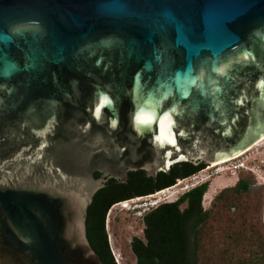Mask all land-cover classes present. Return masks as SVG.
Returning a JSON list of instances; mask_svg holds the SVG:
<instances>
[{"label": "water", "instance_id": "water-1", "mask_svg": "<svg viewBox=\"0 0 264 264\" xmlns=\"http://www.w3.org/2000/svg\"><path fill=\"white\" fill-rule=\"evenodd\" d=\"M262 141L264 0H0V264H104L108 180Z\"/></svg>", "mask_w": 264, "mask_h": 264}, {"label": "trees", "instance_id": "trees-1", "mask_svg": "<svg viewBox=\"0 0 264 264\" xmlns=\"http://www.w3.org/2000/svg\"><path fill=\"white\" fill-rule=\"evenodd\" d=\"M204 168V164H177L169 174L159 173L156 182L143 171L128 173L125 184L108 180L95 194L86 220L87 238L101 261L116 264L106 232L107 214L114 205L169 189L178 180L193 177ZM94 177L98 179L100 174L95 173ZM208 186L207 183L196 186L175 202L161 204L143 215V239L134 237L130 242L136 264H203L202 255L210 238L208 224L212 215L210 210L204 211L202 207ZM229 193L232 194L230 199L227 198ZM248 193V184L240 179L233 187L224 188L216 195L211 205L222 201L229 211L236 210L242 204L240 198ZM260 202L262 211V199ZM261 213L257 210L256 222L264 228ZM218 264H264V233L255 232L245 225H232L225 236Z\"/></svg>", "mask_w": 264, "mask_h": 264}, {"label": "rangeland", "instance_id": "rangeland-1", "mask_svg": "<svg viewBox=\"0 0 264 264\" xmlns=\"http://www.w3.org/2000/svg\"><path fill=\"white\" fill-rule=\"evenodd\" d=\"M240 162L245 163L249 168L234 171V173H236V175H234L232 174L234 170L233 167L237 165L239 161L228 162L229 164L226 163L225 165L215 167V169L208 172L196 175V178H190L185 181L183 185L175 190L176 196L171 200L165 199L166 194L156 198L159 206L164 203L175 202L186 193V191L188 192L196 186L204 183L209 185L208 195L210 196L207 200L203 199L202 203L203 210H210L212 214L208 224L210 238L208 242H206L205 252L202 255L203 264H218V257L223 249L225 236L227 235V231L232 228V225L241 224L260 234L264 233V228H261L258 222H256L258 218L256 214L257 210L260 213L262 212L261 215L264 220V141L258 146L253 147L242 157ZM251 170L253 172H251ZM217 171L219 172L218 175L216 174ZM240 179L248 184L249 189V193L245 197L240 198V202L242 203L240 207H237L236 210L229 211L230 209L224 206L222 201H217L213 206L211 205L216 195L223 191L224 188L233 187ZM209 191L212 192L209 193ZM231 195L232 194L229 193L227 198L230 199ZM134 200L136 201L139 199L134 198ZM147 201L149 200L145 199L139 202H130L129 205H131L132 208L129 210L116 204L107 214L106 232L110 250L116 264H136V258L131 251L130 242L134 237L143 239L144 226L141 222V218L146 208L142 205ZM151 208L152 206L150 209ZM139 213H141L142 216H140Z\"/></svg>", "mask_w": 264, "mask_h": 264}, {"label": "built area", "instance_id": "built-area-1", "mask_svg": "<svg viewBox=\"0 0 264 264\" xmlns=\"http://www.w3.org/2000/svg\"><path fill=\"white\" fill-rule=\"evenodd\" d=\"M250 150H248V151H246V153L245 154H247L248 152H249ZM244 154V155H245ZM244 155H242V156H240V157H238V158H236V159H234L233 161H239V163L237 164V165H235L234 167H233V171H232V174H234V175H236V173H234V171H239V170H242V169H248L249 167L247 166V165H245V163H242V162H240V160L242 159V157L244 156ZM233 161H231V162H233ZM230 162V163H231ZM229 164V163H228ZM211 166H208V167H206V168H204V170H202L201 172H199L198 174H201L202 172H208V171H210V170H212V169H215V168H211ZM206 169V170H205ZM230 170V169H229ZM251 172H253L252 170H251ZM197 174V175H198ZM217 175L219 174V172L217 171V173H216ZM194 177H197L196 175H194L193 177H190V178H194ZM190 178H188V179H185V180H181L180 182H178V184H176L175 186H173V187H171V188H174V187H176V186H178L180 183H183V182H185V181H187V180H189ZM171 188H169V189H171ZM169 189H166V190H169ZM166 190H163V191H160V192H157V193H155V194H153V195H149V196H146V197H142V198H138L139 200H129V201H124V202H122V203H120V204H118V205H120V206H124V205H128V208H127V210H129L130 208H132L131 207V205H129V203L130 202H139V201H143V200H149V201H147L144 205H142V206H144L146 209L143 211V212H145L144 214H146V213H148V212H150L152 209H154V206H155V208H156V206L158 207V204H157V200H156V198H157V196L159 195V194H161V193H163V192H165ZM159 197V196H158ZM152 206V208L150 209V207ZM140 214V216H142V214L141 213H139ZM143 214V215H144ZM143 217V216H142Z\"/></svg>", "mask_w": 264, "mask_h": 264}, {"label": "bare ground", "instance_id": "bare-ground-1", "mask_svg": "<svg viewBox=\"0 0 264 264\" xmlns=\"http://www.w3.org/2000/svg\"><path fill=\"white\" fill-rule=\"evenodd\" d=\"M260 144V143H259ZM259 144H257L256 146H258ZM255 146V147H256ZM252 149V148H251ZM251 149H249V150H251ZM246 152H244V153H242V154H240V155H238L237 157H235V158H232V159H229V160H224V161H222V162H218V163H216V164H213L212 165V167L211 168H215V167H218V166H222V165H225L226 163H228V162H231L232 160H234V159H236V158H238V157H240V156H242V155H244ZM210 168V169H211ZM221 171H223V170H221ZM202 173H204V172H202ZM196 178V177H195ZM184 184V182L183 183H180L178 186H176V187H174V188H171V189H169V190H166L165 192H163V193H161V194H159L158 196H160V195H163V194H166V200H171L172 198H174L175 196H176V189H178V187L179 186H181V185H183ZM213 186H214V184H213ZM215 188V187H214ZM185 189V188H184ZM187 192V191H186ZM212 192V191H211ZM210 191H209V193H211ZM157 196V197H158ZM210 195H208V192L205 194V198L204 199H208V197H209ZM123 208H125V209H127L128 208V205H124L123 206ZM111 214V213H110ZM110 214H109V217H110Z\"/></svg>", "mask_w": 264, "mask_h": 264}, {"label": "flooded vegetation", "instance_id": "flooded-vegetation-1", "mask_svg": "<svg viewBox=\"0 0 264 264\" xmlns=\"http://www.w3.org/2000/svg\"><path fill=\"white\" fill-rule=\"evenodd\" d=\"M146 197V196H145ZM136 198H142V197H136ZM134 199V198H133ZM133 199H130V200H133ZM127 201H129V200H127ZM122 203V202H121ZM118 204H120V203H118ZM110 247V246H109ZM115 262V261H114Z\"/></svg>", "mask_w": 264, "mask_h": 264}, {"label": "snow or ice", "instance_id": "snow-or-ice-1", "mask_svg": "<svg viewBox=\"0 0 264 264\" xmlns=\"http://www.w3.org/2000/svg\"><path fill=\"white\" fill-rule=\"evenodd\" d=\"M248 57L247 56H245V57H243V59H247ZM99 110V109H98Z\"/></svg>", "mask_w": 264, "mask_h": 264}]
</instances>
